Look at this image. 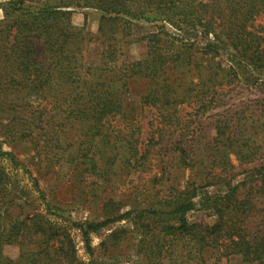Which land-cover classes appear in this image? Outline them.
Wrapping results in <instances>:
<instances>
[{
    "label": "trees",
    "instance_id": "16d2710c",
    "mask_svg": "<svg viewBox=\"0 0 264 264\" xmlns=\"http://www.w3.org/2000/svg\"><path fill=\"white\" fill-rule=\"evenodd\" d=\"M0 7L5 11L0 20V95L24 93L38 101L34 112L28 105L23 107L27 115L11 120V124L20 122L12 132L19 139L34 129L47 137L61 134L56 144L62 142L67 156L62 162L67 163L78 192L74 200L97 204L101 193L96 187H114L124 174L146 172L150 150L165 134L179 131L166 151L180 168L196 170L190 189L170 188L168 193H174L164 197L149 195L143 208L121 213L123 201H102L99 221L75 224L88 261L78 258L66 228L42 213L25 214L2 197L0 264H218L230 256L246 264H264V229L249 234L245 228L247 219L260 214V209L246 198L239 199L235 188L213 192L196 203L199 189L218 185L221 176L213 169L230 166L229 150L246 160L251 155L249 145L234 140L235 132L225 136L224 128H218L222 144L216 157L206 145L189 149L184 139L188 133L193 138L194 131L179 115V104L189 99L196 101L197 111L206 110L215 88L233 83L240 76L239 68L264 69V27L255 25L264 15V0H10ZM82 8L100 11L103 21L168 24L185 33V45L172 50L178 37L160 26L157 33L143 37L142 58L126 63L119 60L121 44L116 37H93L84 26L72 23V14ZM92 43L101 46L96 61L85 56ZM222 52L228 54L227 67L215 61ZM131 80L147 85L141 104L156 110L160 124L159 137L155 139L152 131L146 143L140 142L136 108L126 105ZM49 142L45 144L51 151ZM2 153L15 163L12 154ZM259 188L264 193V182ZM158 204L166 209H155ZM197 204L216 216L214 224L185 218ZM45 206L49 213L51 206ZM123 219L132 229L125 226L108 233L99 244L97 258L90 234ZM10 245L19 249L14 260L3 254Z\"/></svg>",
    "mask_w": 264,
    "mask_h": 264
},
{
    "label": "rangeland",
    "instance_id": "374dc122",
    "mask_svg": "<svg viewBox=\"0 0 264 264\" xmlns=\"http://www.w3.org/2000/svg\"><path fill=\"white\" fill-rule=\"evenodd\" d=\"M10 0H0V5H4ZM5 17L3 7H0V20ZM72 23L76 26H84L86 32L93 37L100 34L116 37L121 44V61L126 63L142 58L146 51V42L143 37L151 33H157L160 26L166 27L165 31L178 38L174 40L172 50L179 49L185 45V33H178L168 24L158 22L131 21L127 24L116 21L101 20V13L91 8L77 9L71 16ZM255 25L264 27V15L257 18ZM40 49V48H39ZM38 49V50H39ZM101 46L97 43L88 45L86 58L96 61L99 58ZM220 55V56H219ZM215 61H220L224 67L230 65L228 54L220 53ZM204 66L203 64H201ZM264 69L241 67L238 69L239 77L231 84L221 85L215 88L216 94L213 102L208 104L206 110L197 111L196 101L189 99V102L179 104V115L182 117L189 129H193L194 137L191 134L185 136V145L189 149L201 145H206L211 149V153L216 157L220 151L222 139L217 136V129L224 128L225 136L236 133L234 140L240 143L247 142L251 155L243 160L234 149L228 152L230 166L222 170L213 169V173L221 176L218 185L199 189L196 203L212 196L213 192L226 191L235 188L239 199L249 201L260 209V214H255L247 219L245 228L249 234L264 229V193L259 186L264 182ZM197 82L194 79V83ZM185 85V83H184ZM116 86H118L116 84ZM147 85L141 80H131L127 83L126 105L127 108H136L137 121L140 127V142L146 143L149 135L153 131L157 139L159 137L160 124L156 118V110L141 104L145 95ZM38 101L26 96L24 93L17 94L8 91L0 95V199L15 202L20 206L25 214L38 212L45 215L49 221L66 228L72 238L77 256L83 261H88L89 256L85 252L84 243L75 225L78 223L99 221L101 215V204L109 198L115 201H123L125 206L120 209L121 213L132 208H143L145 199H150L149 195L164 197L174 193L170 188H175V192L190 189L188 184L195 179V169H185L177 166L172 153H167L166 148L177 139L178 132L174 135H164L155 145L148 155L150 168L141 174L123 175L115 182L114 187L107 189L97 188V193H101L97 204H84V201L77 199L78 192L73 189L70 174L63 157H67L63 152V145L57 146V140H62L60 133H53L52 136H45L38 129H34L32 134L23 138L14 136L20 122H12L15 117L27 115L23 107L32 106V112ZM42 106V105H41ZM40 106V107H41ZM37 115V114H36ZM45 115V114H44ZM43 115V116H44ZM179 129V126H176ZM57 129V126L54 128ZM49 140L52 150L46 148V141ZM193 146V147H192ZM2 152H9L13 155L15 163L3 155ZM45 153L46 159L44 158ZM51 160L47 164V161ZM126 177V178H125ZM150 178H157L159 182L153 183ZM124 179V181H123ZM227 181L228 184H222ZM136 187V188H135ZM259 188V189H258ZM105 191V192H103ZM138 195V196H137ZM221 195H224L223 193ZM138 199V200H135ZM135 200V201H134ZM78 203V204H77ZM156 203V202H155ZM153 202L154 205L155 204ZM51 206L49 213L46 206ZM88 205V206H87ZM165 210L162 204L155 206V209ZM196 207L185 214L188 221L212 225L216 221V216L210 212ZM17 207L15 211H18ZM263 210V211H262ZM132 229V224L123 219L107 227L102 228L98 233L90 234V245L94 249L96 257L100 242L113 229L119 227ZM25 250L27 248L24 247ZM3 254L16 259L19 249L16 245L5 246ZM132 261H134L132 259ZM218 264H246L237 257L230 256L222 258ZM254 264V263H252Z\"/></svg>",
    "mask_w": 264,
    "mask_h": 264
}]
</instances>
